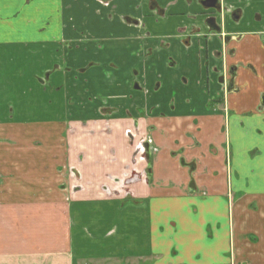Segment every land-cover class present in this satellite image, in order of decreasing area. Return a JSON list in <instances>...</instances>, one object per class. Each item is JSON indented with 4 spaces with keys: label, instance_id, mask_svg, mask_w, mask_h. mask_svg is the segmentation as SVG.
<instances>
[{
    "label": "crops",
    "instance_id": "obj_1",
    "mask_svg": "<svg viewBox=\"0 0 264 264\" xmlns=\"http://www.w3.org/2000/svg\"><path fill=\"white\" fill-rule=\"evenodd\" d=\"M156 1L166 17L154 22L141 6L132 12L145 24L137 30L107 20L96 0H0V264H264V44L255 35L264 27V0H225L241 19L227 13L221 35L206 42L189 33L203 28L194 19L201 0ZM226 33L239 39L224 47ZM141 41L162 46L154 54L161 67L175 62L182 70L162 69L163 80L190 79L195 69L200 83L190 104L177 105L180 113L165 109V119L149 121L162 150L157 179L170 187L136 186L137 203L101 190L129 160L122 136L128 76L92 69L74 79L63 67L115 61L125 69ZM227 47L235 52L228 64L238 68L233 88L223 106L208 107ZM53 65L58 71L42 84ZM111 107L120 120L95 115ZM178 152L186 163L197 160L192 175L172 156ZM67 167L80 182L65 179Z\"/></svg>",
    "mask_w": 264,
    "mask_h": 264
},
{
    "label": "flooded vegetation",
    "instance_id": "obj_2",
    "mask_svg": "<svg viewBox=\"0 0 264 264\" xmlns=\"http://www.w3.org/2000/svg\"><path fill=\"white\" fill-rule=\"evenodd\" d=\"M117 1L118 0H96L97 4L99 3L101 7L108 9V13L106 15L107 20H112L113 17L116 16L122 24L134 27L137 30H144L145 24L143 23V19L132 16L133 13L121 10L118 5H115ZM207 1L209 2L210 0L200 1L199 5L204 10L201 15L196 18L194 17V19L199 20V23L201 22L203 28H206L209 33L202 34L201 32H203V28H196V25L192 26L189 32L190 34L194 32L201 35L205 42L208 40V34L221 35L224 28V25L222 24L223 19L227 13H232V18L235 22H238L241 19V10L235 11L231 9L225 0H213L215 1L214 3L209 2L210 5H205ZM141 6L148 14L154 13V22L166 17V9L162 8L156 0H142ZM139 10L140 9H137L136 11ZM148 14L146 16H148ZM255 22L260 23L261 18H255ZM255 35L264 44V27L262 30L255 33ZM87 36V33L82 31L78 37L85 40ZM141 36L142 38L147 39L149 33L144 32ZM112 37L113 36L109 34V38L111 39ZM222 39L225 44L224 47H226V43L230 40L239 39V34L226 33L222 35ZM81 42L85 44L87 41ZM94 43L96 44V50L98 51L97 54H100V52L103 51V48H101L97 42ZM187 43L188 41H185V44ZM68 49H71V47L69 46ZM161 49L162 46L154 47L152 49L149 47H143L142 41L138 42L137 47L129 51V54L131 55L128 58L130 65L125 69H122L115 61H108L103 64H100V62H89L82 67H75V69L71 67H63L64 73L71 74L72 72H75L74 79H76L77 74H84L88 70L92 69L104 73L107 77L112 73L124 78L128 76L129 78V82H127V91L128 93L131 92V94L126 97L128 104L123 111L125 116L124 119L129 124V127L125 128L122 132L123 139L126 143L127 149L129 150V160L125 165L121 166L119 174L106 176L110 185L102 186L101 190L108 198L117 197L121 200H130L138 203L139 201L136 198V190L133 189L136 186H142L146 190H153L155 188L165 186L170 187V185H165L164 181L160 180V178L157 179L156 163L162 150L161 147L156 144V141L152 136V132L155 131V128L149 124V121L154 119H165V109L172 114H177L178 112L180 113V106L178 107L177 105H179V103H182L183 106L190 104V100H192V98L189 95L192 91H195L194 94L196 93L200 80L199 82L198 80H195L197 78L195 69L193 70V73H191L192 76L190 79L183 78L178 80L177 83L172 80H163L165 76L162 74L165 72H163L162 69L172 70V73H179L182 70L177 68V64L175 62H166L164 67H161L160 61L162 59L163 63L164 59L162 57L158 58V56H154V54ZM228 49V47L224 49L226 58L224 59V69H222L217 81V85L219 86V92L216 94L217 98L213 95L210 102L207 103L208 107L223 106L227 100V94L233 88V80L235 74H237L236 72L238 68L235 65L228 64V58L234 56L235 54L234 50ZM58 68V65H53L52 70L45 75L44 80H41V83H45V80L57 72ZM204 69L206 71V78L204 79L206 82L205 93L208 94L209 66L207 63H205ZM74 83L78 82L76 81ZM102 94L103 92L97 91L95 96L99 103L105 107L107 100L102 97ZM137 97H139V99H137ZM117 99L120 101V98ZM71 100L72 98H70L68 102L72 104L73 102H71ZM89 101L91 103V100ZM123 101L126 102L124 99ZM98 109L99 111L95 115L99 117L102 116L107 122L111 120L106 119L108 117H114L112 120H120V118H118L120 115L116 113V107H111L107 110ZM142 122L145 123V129H141ZM80 124L85 125L84 122ZM70 131H72V129H70ZM104 131L105 134H112L108 127H106ZM188 138L192 139L194 142L196 141L193 139L192 135ZM184 151L185 150H183V152ZM110 153L112 155L115 154V150L111 148ZM182 153L178 152L172 156L174 157L176 155L181 166L186 167L192 175L197 167V160L192 159L191 162L186 163L182 157ZM113 159L114 158L112 157V160L109 161L110 165H113ZM65 171V179L68 181L73 180L80 182L81 177L73 168L67 167ZM192 183L193 180L190 182V186H193ZM70 189H79V187L74 186L73 188L70 187ZM189 189L195 190V188Z\"/></svg>",
    "mask_w": 264,
    "mask_h": 264
},
{
    "label": "rangeland",
    "instance_id": "obj_3",
    "mask_svg": "<svg viewBox=\"0 0 264 264\" xmlns=\"http://www.w3.org/2000/svg\"><path fill=\"white\" fill-rule=\"evenodd\" d=\"M141 3H142V0H139V2L134 3V4H133V2H130V0L129 1H127V0H118L115 5H118V7L121 10L125 11V12L130 10L129 13H132V12L136 11L137 9H141L142 8L141 7ZM198 98L200 99L201 96L199 95Z\"/></svg>",
    "mask_w": 264,
    "mask_h": 264
},
{
    "label": "water",
    "instance_id": "obj_4",
    "mask_svg": "<svg viewBox=\"0 0 264 264\" xmlns=\"http://www.w3.org/2000/svg\"><path fill=\"white\" fill-rule=\"evenodd\" d=\"M209 2L214 3L215 1L210 0ZM209 2L207 1V3H206L205 5H210ZM261 107H262V108L264 107V96H263L262 99H261Z\"/></svg>",
    "mask_w": 264,
    "mask_h": 264
}]
</instances>
